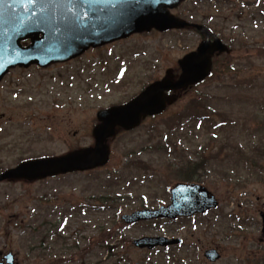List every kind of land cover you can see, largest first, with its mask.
I'll return each mask as SVG.
<instances>
[{"label":"rangeland","instance_id":"rangeland-1","mask_svg":"<svg viewBox=\"0 0 264 264\" xmlns=\"http://www.w3.org/2000/svg\"><path fill=\"white\" fill-rule=\"evenodd\" d=\"M233 3L247 14L264 11V0L185 2L177 9L187 20L214 16L225 35L239 34L244 45L230 44L219 71L177 93L163 113L109 140L106 165L0 183V251L13 252L18 264H261L264 14L236 30ZM197 42L189 31H151L46 68L11 69L0 82V172L23 159L92 145L99 109L177 69ZM201 157L206 168L197 183L215 196L217 208L175 220L121 221L134 210L167 205L169 188L186 181L184 170ZM142 235L177 237L181 244L135 249L131 241ZM209 248L220 254L217 261L203 256Z\"/></svg>","mask_w":264,"mask_h":264},{"label":"water","instance_id":"water-1","mask_svg":"<svg viewBox=\"0 0 264 264\" xmlns=\"http://www.w3.org/2000/svg\"><path fill=\"white\" fill-rule=\"evenodd\" d=\"M179 0H159L152 5L151 19H139L125 30H117L100 38L78 44L70 51L57 49L54 42L48 38L47 30H25L29 23L28 14L23 8L15 9L16 15L0 5V80L10 68L28 67L36 64L46 67L53 63H62L73 59L90 47H97L115 40L128 37L135 32L149 31L151 28L160 31L187 25L185 21L169 14L167 7H174ZM12 0H9L11 3ZM28 42L27 45H22ZM15 49V51H13ZM225 45L215 39L213 43L202 42L196 51L184 55L179 60L181 73L176 80H172L168 70L163 79L148 85L141 93L123 105H114L97 112L98 125L93 129L94 145L70 151L66 154L51 157L28 159L15 167L0 173V181L26 179L37 180L61 173L84 171L105 164L108 160L109 148L107 139L114 133L115 127L131 129L137 126L146 115L161 113L173 96H166L165 92L179 90L189 84L203 80L210 70V54L215 51H224ZM170 204L157 209H141L122 219L126 223H135L141 220L157 218H171L177 216L188 217L204 213L217 206L214 196L202 185L197 183H176L170 189ZM264 232V213H261ZM178 238L164 236H142L133 240L139 248L153 249L179 244ZM204 256L211 262L219 258L215 249H208ZM9 264H12L11 253L6 255Z\"/></svg>","mask_w":264,"mask_h":264},{"label":"snow or ice","instance_id":"snow-or-ice-1","mask_svg":"<svg viewBox=\"0 0 264 264\" xmlns=\"http://www.w3.org/2000/svg\"><path fill=\"white\" fill-rule=\"evenodd\" d=\"M159 0H0L13 16L21 7L28 14L25 30H47L57 49L70 51L78 44L125 30L139 19H151ZM139 18V19H138ZM15 51V49H13ZM31 99V97H29ZM199 126V125H198Z\"/></svg>","mask_w":264,"mask_h":264},{"label":"flooded vegetation","instance_id":"flooded-vegetation-1","mask_svg":"<svg viewBox=\"0 0 264 264\" xmlns=\"http://www.w3.org/2000/svg\"><path fill=\"white\" fill-rule=\"evenodd\" d=\"M216 1H218V0H185V1L179 2L178 5L175 6L174 8L169 9V12L171 14H173L174 16H177V17L182 18V19H186V18L182 17L181 15L177 14V9H179L180 6L183 3H185V2H216ZM232 5H234V6H232ZM231 6L232 7L230 8V11H231L230 15L235 19L232 22L233 23L232 26L234 25V28L236 30H239V31L243 29V25L242 24L244 23L245 20H248L249 22H251V21H253V18H254L255 14H257L259 16H262L264 14V11H262L260 9L257 10L256 12L254 10H252L255 13L254 12H249L247 14V13L244 12L243 9H237V5L235 3L231 4ZM191 19L192 20H187V19L186 20L189 23L201 25V30L197 29L195 27H192V26L187 27V28H190V29H180L179 30V31L188 30V31L193 33L198 38V42H197L196 46L194 48L188 50V51L194 50L197 47V45L200 42H202V41L206 40V41L212 42L215 38L221 39L229 47H230V44L233 45V42L235 43L234 47L238 46V45L239 46L244 45L243 43H241V39L239 38L240 37L239 34L236 35V36L234 35V37L232 39H230L227 35H225L223 33V26H222L223 23L222 22H218V20L215 21V17L214 16H209V15L202 14V15L196 16V18H194V16H193ZM229 53L225 54V53L216 52V53L212 54L211 57H210L211 68L213 70H215V71H219L220 66H222L225 63L227 57L229 56ZM174 74H175V76H177L178 73L176 74L174 72ZM206 80H204L202 83H200L198 85L203 84L204 82H206ZM7 252L0 251V263H2V264L5 263L6 260L4 259V255ZM15 261H16V264H18V259H17L16 255H15Z\"/></svg>","mask_w":264,"mask_h":264},{"label":"trees","instance_id":"trees-1","mask_svg":"<svg viewBox=\"0 0 264 264\" xmlns=\"http://www.w3.org/2000/svg\"><path fill=\"white\" fill-rule=\"evenodd\" d=\"M195 119H199V116H196ZM197 154L199 155V152H197ZM257 154L260 155V157L264 158V152H261L259 150H257ZM199 162L195 161L196 163L189 165L185 170H184V180H186L187 182L190 181H196L199 182L203 179L204 176V172H205V159H203L202 157L198 160ZM183 170V169H182ZM198 170H203V174L200 175H196ZM261 263L264 262V260L260 261ZM97 264V263H96Z\"/></svg>","mask_w":264,"mask_h":264}]
</instances>
